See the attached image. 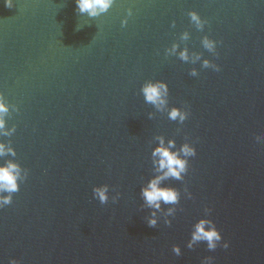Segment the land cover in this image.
Returning a JSON list of instances; mask_svg holds the SVG:
<instances>
[{"label": "water", "instance_id": "obj_1", "mask_svg": "<svg viewBox=\"0 0 264 264\" xmlns=\"http://www.w3.org/2000/svg\"><path fill=\"white\" fill-rule=\"evenodd\" d=\"M148 81L167 84L163 110L145 102ZM0 93L14 129L0 143L15 152L0 166L28 170L0 209L2 264H264V0H114L97 17L74 0L0 2ZM173 107L188 118L170 120ZM160 138L196 156L183 181H164L180 203L162 204L151 228L140 189ZM105 184L101 204L92 189ZM200 219L227 249L187 248Z\"/></svg>", "mask_w": 264, "mask_h": 264}, {"label": "clouds", "instance_id": "obj_2", "mask_svg": "<svg viewBox=\"0 0 264 264\" xmlns=\"http://www.w3.org/2000/svg\"><path fill=\"white\" fill-rule=\"evenodd\" d=\"M5 7H12V0H0ZM76 9L79 13H87L89 17H97L102 13H106L113 5L114 0H74ZM131 15V10H129ZM191 22H193L198 29L203 30L206 21L202 20L199 14L195 11L188 13ZM122 24H127V20H124ZM182 39H187V33L184 34ZM217 41L210 39L208 36L203 38V45L209 51H214L217 46ZM177 45H173L170 50L172 53L176 52ZM179 58L185 62L189 61L190 57L187 49L179 52ZM200 59L196 56L193 59ZM212 67L214 71H219L220 68L216 64H210L208 60L203 61V67ZM192 76H196L197 72L193 70ZM141 93L146 103H150L158 110H163L167 104L168 86L161 81H148L142 88ZM9 112V103L5 99L4 95L0 93V135L9 136L14 131L6 130L5 116ZM189 113L181 112L178 108H171L168 111V118L170 120H179L181 123L188 118ZM151 118V117H149ZM257 143H260V138L257 137ZM262 144V143H261ZM176 148L175 141L169 140L165 144L164 139L160 138L158 146L152 150V164L154 167L155 175L150 179L146 185L140 189V196L144 201V205L150 209L147 224L151 228H155L158 223L157 213L162 210L163 205H177L180 203L181 193L174 187L166 186L164 181L176 180L183 181L185 175L189 169V158L196 156V149L190 143L182 144L178 149ZM15 155L12 147L4 143H0V156ZM23 172V175L21 174ZM28 177V170L21 169V167L11 161L7 162L5 166H0V209L10 205L13 199V193L19 191V182H24ZM109 186L101 185L92 189L93 198L98 200L101 204H106L109 201ZM188 198L191 199V193H188ZM112 202L116 203L119 199V193L111 197ZM174 209L169 208L166 215H171ZM166 225H171V221L165 219ZM222 241L220 231L215 224L208 219H200L193 226L190 233V239L187 242V248L193 249L201 242H206L207 249L209 251H215L218 246L227 249L229 244ZM172 252L176 256L181 255V248L178 245L172 247ZM2 264V261H0ZM8 264H19L16 259H10ZM202 264H213V257H205Z\"/></svg>", "mask_w": 264, "mask_h": 264}]
</instances>
